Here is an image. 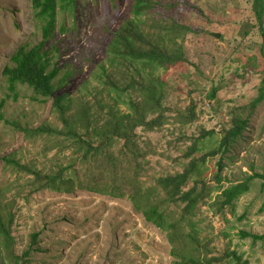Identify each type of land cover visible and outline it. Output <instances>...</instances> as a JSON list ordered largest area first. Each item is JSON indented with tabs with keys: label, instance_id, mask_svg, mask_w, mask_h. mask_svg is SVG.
Instances as JSON below:
<instances>
[{
	"label": "rangeland",
	"instance_id": "374dc122",
	"mask_svg": "<svg viewBox=\"0 0 264 264\" xmlns=\"http://www.w3.org/2000/svg\"><path fill=\"white\" fill-rule=\"evenodd\" d=\"M154 1L161 5L164 20L173 18L191 32L177 40L186 62L155 72L164 84L163 105L170 111H164L162 126L136 129L134 139L144 150L131 163L141 164L145 175L139 179L151 186L155 177L181 171L192 157L217 149L225 131L234 126L235 116L247 119L237 139L201 161L187 188L198 181V191L202 187L205 191L192 220L199 228V240L208 245V258L225 254L216 264H238L237 257L247 264H264V188L261 179L248 180L264 174V101L252 106L264 87V19L262 24L256 19L253 0ZM132 3L75 0L67 10L58 8L55 36L43 48L48 53V70H58L56 89L43 99L25 85H17L14 97L8 94L4 66L19 46L38 45L42 37L31 0H0V103L4 101L0 106V193L6 194L4 203L18 183H25V177L15 183L17 175L5 169L2 158L12 157L45 172L56 164L67 165L69 150L60 154L46 149L43 140L21 130L60 127L53 112L55 97L65 96L71 114L95 100L105 107L113 105V94L102 91L99 79L104 78L102 68L109 71L108 49L131 17ZM191 105L196 120L182 125L179 114H186ZM118 107L126 109L122 104ZM190 137L198 138L202 149L186 157ZM247 181V192L221 207L222 191ZM11 211L17 255L28 250L31 235L37 234L26 264H170L173 260L166 233L146 221L127 195L115 198L78 188L26 190L16 197ZM243 232L260 238L242 237Z\"/></svg>",
	"mask_w": 264,
	"mask_h": 264
},
{
	"label": "trees",
	"instance_id": "16d2710c",
	"mask_svg": "<svg viewBox=\"0 0 264 264\" xmlns=\"http://www.w3.org/2000/svg\"><path fill=\"white\" fill-rule=\"evenodd\" d=\"M74 1L31 0L34 19L40 23L42 39L38 45L19 46L4 66L2 75L9 95H16L17 85L31 88L36 97L43 99L53 95L58 70H48V53L43 48L55 36L58 8L67 10L73 6ZM159 7L161 5L154 0H133L131 17L124 21L111 41L107 55L109 71L101 69L103 72L100 77L104 78L99 79V84L103 92L113 94V105L105 107V104L95 100L92 105H80L78 111L71 114L70 102H66L65 96L60 95L53 101V112L60 127L46 125L33 130L21 129L27 136L43 140L46 149H57L60 154L69 150V159L65 160L67 165L56 164L49 172H45L12 157L2 158L5 169L10 168L17 175L15 183L21 177H25V183H18L15 193L6 203L2 201L6 194L0 193V264H26L32 246L37 241V234L31 235L28 250L17 255L11 229L14 220L11 209L16 197L26 190L37 192L44 189L57 192H70L74 188L98 190L115 198L127 195L146 221L166 233L173 258L170 264H216L226 256L208 258V245H203L199 240V228L196 221L192 220L205 191L203 187L198 191V181L190 188L187 186L198 165L202 164L201 161L218 154L230 141L237 139L247 119L235 116L234 126L225 131L217 149L200 157H192L181 171L155 177L151 186H145L139 179L145 175L141 172V164L131 163L144 150L134 139L136 129L153 130L155 126H162L164 111H170L169 107L163 105L164 84L155 72L166 71L186 62L177 40L190 33L191 29L173 18L164 20ZM253 12L262 24L264 0H253ZM166 44H171L173 48ZM215 89L210 97H214ZM262 101L264 87H261L252 106ZM3 104L4 101H1L0 106ZM119 104L126 109L122 111ZM154 114L153 118L147 120L148 115ZM179 120L182 125L196 120L193 105L188 107L186 114H179ZM187 140L190 145L185 150L186 157L202 149L198 146V138L190 137ZM255 177L262 180L261 186L264 188V174L251 176L248 180ZM9 190L10 187L6 189ZM247 190L248 181L224 189L221 193L224 198L221 207L223 204L231 205ZM214 202L218 206L217 201ZM221 207L218 206L219 210H222ZM241 236H250L253 240L260 238L245 232ZM236 260L238 264H247L246 261L241 262L239 257Z\"/></svg>",
	"mask_w": 264,
	"mask_h": 264
},
{
	"label": "water",
	"instance_id": "95a60500",
	"mask_svg": "<svg viewBox=\"0 0 264 264\" xmlns=\"http://www.w3.org/2000/svg\"><path fill=\"white\" fill-rule=\"evenodd\" d=\"M213 34V33H212ZM215 37H219V35L218 34H213Z\"/></svg>",
	"mask_w": 264,
	"mask_h": 264
}]
</instances>
